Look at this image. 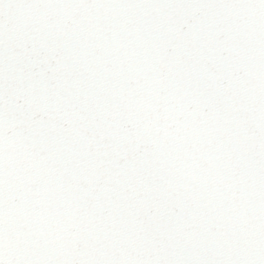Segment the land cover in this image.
<instances>
[{
    "label": "snow or ice",
    "instance_id": "6c2138e0",
    "mask_svg": "<svg viewBox=\"0 0 264 264\" xmlns=\"http://www.w3.org/2000/svg\"><path fill=\"white\" fill-rule=\"evenodd\" d=\"M0 264H264V0H0Z\"/></svg>",
    "mask_w": 264,
    "mask_h": 264
}]
</instances>
